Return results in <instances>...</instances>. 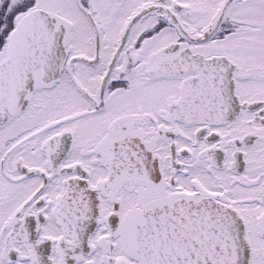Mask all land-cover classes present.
Returning <instances> with one entry per match:
<instances>
[{
    "label": "snow or ice",
    "instance_id": "6c2138e0",
    "mask_svg": "<svg viewBox=\"0 0 264 264\" xmlns=\"http://www.w3.org/2000/svg\"><path fill=\"white\" fill-rule=\"evenodd\" d=\"M0 264H264V0H0Z\"/></svg>",
    "mask_w": 264,
    "mask_h": 264
}]
</instances>
